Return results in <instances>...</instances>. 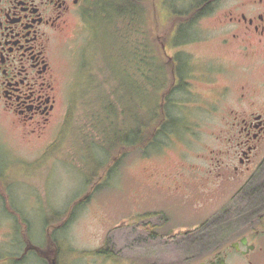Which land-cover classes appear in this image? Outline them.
Listing matches in <instances>:
<instances>
[{
    "label": "rangeland",
    "instance_id": "obj_1",
    "mask_svg": "<svg viewBox=\"0 0 264 264\" xmlns=\"http://www.w3.org/2000/svg\"><path fill=\"white\" fill-rule=\"evenodd\" d=\"M152 1L138 7L132 16L131 8L121 0H103V8L108 6L109 11L97 37L90 31L73 27L60 53L66 111L62 121L49 128L40 141L30 143L20 142L12 131H2L6 145L0 148V161L14 166L12 192L17 207L24 214L33 215L40 210L37 202L43 197L49 204V213L59 211L68 215L60 222L69 230L80 255L88 257L92 253L111 264H158L162 243L143 240L132 230V225L142 214L151 216L165 211L170 215L163 203L178 204L171 208L174 215H188L192 221L206 220L199 196H169L170 186L174 182L181 185L190 181L186 183L189 187L190 183L201 180L194 179L201 175L198 170L211 150H216L226 137L237 113L264 112V49L244 51L239 50L236 43L224 45L221 42L223 36L219 28L221 20L225 19L222 13L238 0H220L217 16L213 14L202 20L188 14L192 12L190 6L198 0H184L186 4L177 2L172 8L154 5ZM171 11L174 14L168 18ZM177 14L184 21L192 18L186 27L179 26L188 32L187 40L177 38L172 45L168 43L166 49L169 54L179 53L183 59L188 56L186 63L194 77H188L190 85L186 89L172 94L166 107L170 120L166 121L168 125L156 141L144 150L130 151L118 162H112L100 145L102 125L91 128L96 121L90 113H101L106 104L111 114L122 111L117 96L112 95L117 87V80L113 79L115 73H119L121 81L129 78L133 85L137 84V66L131 63L132 51L126 48L124 36L134 39L138 29L142 34L144 31L153 49V52L148 51V57L153 60L155 51L160 48L158 35L162 36L171 22L180 24ZM131 19H135V25L129 21ZM95 53L98 58L105 56L109 66L95 60ZM91 67L93 70L87 73ZM200 71L206 73L207 79L196 77ZM107 77L109 82H104ZM92 78L93 84L96 78L94 89L88 81ZM242 87L252 88L245 98L240 97ZM183 95L187 102L176 100ZM138 106L137 101L136 106L135 103L133 107L128 103L124 106L120 117L121 123L124 120L121 125L124 133L134 127L131 112L136 110L137 116H143ZM114 123L119 125L117 120ZM117 136V132L110 130L107 141H115ZM261 144L255 159L256 185L264 181V141ZM91 157L95 159L96 168L103 164L111 167L102 172H99L102 169L96 170L97 177L88 182L82 168L92 172ZM181 165L193 167V171H183L177 177Z\"/></svg>",
    "mask_w": 264,
    "mask_h": 264
},
{
    "label": "flooded vegetation",
    "instance_id": "obj_2",
    "mask_svg": "<svg viewBox=\"0 0 264 264\" xmlns=\"http://www.w3.org/2000/svg\"><path fill=\"white\" fill-rule=\"evenodd\" d=\"M219 1L198 0L188 14L201 13L197 20L208 18L215 14ZM147 2L138 3L145 6ZM177 2L186 4L184 0L152 1L171 8ZM103 5V0H0V148L6 145L4 129L12 131L20 142L30 143L40 141L49 128L62 121L66 111L60 53L73 27L97 37L107 15ZM196 5L198 10L193 11ZM171 14L174 12L168 18H172ZM222 14L225 19L219 31L224 45L236 43L239 50L252 52L264 49V0H238ZM189 19L179 25L171 22L162 36L155 34L160 48L153 60L141 48L136 85L140 113L144 112L145 100L158 98L165 108L172 94L190 85L188 77L194 75L186 63L188 56L183 59L166 49L177 38L187 40L188 32L179 26L186 27ZM158 29L161 30L160 21ZM204 71L196 77L207 79ZM251 89L242 87L240 97L250 95ZM123 100L124 106L129 105L127 92ZM176 100L188 99L183 95ZM225 136L203 161L198 170L201 178H194L201 179L199 182L189 187L186 183L190 181L181 185L174 182L167 193L199 196L206 220L174 215L171 208L178 204L163 203L170 215L165 211L142 214L132 225L143 240L162 243L158 264H264V181L258 185L255 181V159L264 141V112L237 113ZM1 162L0 264H111L92 253L88 257L80 255L69 230L60 222L68 215L49 213V204L43 197L38 199V212L24 214L12 192L14 166ZM181 166L177 177L183 171H193V167Z\"/></svg>",
    "mask_w": 264,
    "mask_h": 264
},
{
    "label": "trees",
    "instance_id": "obj_3",
    "mask_svg": "<svg viewBox=\"0 0 264 264\" xmlns=\"http://www.w3.org/2000/svg\"><path fill=\"white\" fill-rule=\"evenodd\" d=\"M121 1L123 2V4L125 2L126 6H129L131 8L130 15L132 16H135V13L137 12V8L141 7L140 4L138 3L140 0H121ZM198 8H199L198 5L194 6L193 11L195 9L198 10ZM207 9H208V6L205 8V11ZM201 15H202L201 13L197 12V14L195 15L192 14V18L194 17V19L197 20V18H199ZM177 18L181 19V22L184 21V19H182L181 16H179L178 14H177ZM106 19H107V16L103 17V20H106ZM129 21H133L135 25V19H131ZM133 30L136 31L137 29L133 28ZM137 31H138V36H136V38L134 39L127 37V35L124 36L126 37V41H125L127 43L126 48L132 51L131 63L132 64L136 63V66H138V64L141 62L140 61L141 48H144L146 50L147 56L150 52H153L152 51L153 49L151 50L152 46L147 43L149 38H146V33L143 31L144 37H142V33L140 29H138ZM104 58L105 56H101L100 58H98L97 53H95L94 55L95 60L99 59L102 63H104V66L107 65L108 67L109 66L108 61H106ZM146 63L149 64V61H146ZM92 70L93 68L91 67L87 73L91 72ZM106 70L108 71V69ZM115 74L116 76H114L113 79L115 81L117 80V87H115L116 89L112 91V95L117 96L118 101L120 102L117 104H120L122 106V111H118L116 113L113 112V114H111L110 110L106 108V107L110 108V106L106 104L105 106H103L101 113L97 111H91L90 113V116L92 117L93 121H96V122H93V126L91 128L95 129L98 125H102L101 132L99 133L101 135L100 145L105 149L106 153L109 155L110 161L112 162H118L119 160H121V157L123 155L130 153V151L137 150L139 148H142L143 150L148 148L150 145H152L156 141L157 137L162 134V129L167 127L168 124H165L166 121L170 120L169 113L166 110L167 108L165 107L166 108L165 109L164 105L159 104L158 103L159 101L157 99L153 101L145 100L143 116L142 117H140L139 115L137 116L136 110L131 112L129 115L131 116V120L133 121L134 127L130 129L129 133H124L121 129V125L124 120L122 121V123L120 121L121 114H123L125 111L124 109L125 101L124 100L122 101V98L124 97V92H127L128 97H129V105L133 107L135 103V106H136V98H137L136 85L137 84L134 83L133 85L132 81L129 78L126 81H121V77L119 76V73L117 72ZM92 80L93 78L88 81H91V83L93 84ZM95 80L96 78L94 79V84L91 89H94ZM107 80L109 82L108 77L107 79H105L104 82H106ZM181 82H183V80ZM96 96H99V94H97ZM158 110H161V112L158 113L159 112ZM109 119L112 120V123ZM115 120L119 122V125L114 123ZM110 130H112L113 132H117L118 136L115 138V141H112L109 143L107 139H108V134ZM164 133L165 132H163V134ZM116 153H118L117 158H115ZM91 159L94 163L95 170L99 171V169H102L99 172H102L106 170V168L109 169L111 167L109 166V164H103V165H98L96 168L95 159H93L92 157ZM82 171H84L85 177H87L88 182H92L97 177V175H94L96 174V172L92 174V172H88L85 168H82ZM101 176L97 180H99ZM75 205L72 208H75Z\"/></svg>",
    "mask_w": 264,
    "mask_h": 264
},
{
    "label": "bare ground",
    "instance_id": "obj_4",
    "mask_svg": "<svg viewBox=\"0 0 264 264\" xmlns=\"http://www.w3.org/2000/svg\"><path fill=\"white\" fill-rule=\"evenodd\" d=\"M124 4L126 5V3H125V2H124ZM103 7H104V6H103ZM103 7H102V11H103V12H106V13H108V11H109V10H108V9H109V7H108V6H106L105 8H103ZM105 16H107V15H105ZM95 171H96V170H95V169H93V170H92V173L94 174V173H95Z\"/></svg>",
    "mask_w": 264,
    "mask_h": 264
}]
</instances>
